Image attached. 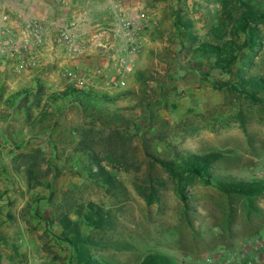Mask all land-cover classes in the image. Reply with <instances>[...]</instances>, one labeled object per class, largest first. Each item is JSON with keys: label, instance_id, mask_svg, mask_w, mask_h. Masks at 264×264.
Instances as JSON below:
<instances>
[{"label": "rangeland", "instance_id": "obj_1", "mask_svg": "<svg viewBox=\"0 0 264 264\" xmlns=\"http://www.w3.org/2000/svg\"><path fill=\"white\" fill-rule=\"evenodd\" d=\"M224 1L162 4L164 19L156 16L146 27L147 49L131 55L126 86L96 90L129 93L101 105L109 108L106 125L62 102L46 111L51 94L43 90L17 97L14 104L32 107L30 117L22 114L7 104L0 64V264H77L60 239L65 217L97 244L93 254L117 264H140L150 253L167 254L175 264L261 263L255 251L242 252L248 240L264 238V195H227L194 179L185 206L178 180L155 160L224 152L213 176L264 182V102L221 87L264 76V48L243 49L231 73L211 69L175 24L178 15H188L194 34L204 38L219 28ZM259 28L264 39V23ZM235 38L241 44L244 34ZM88 149L99 154L111 181L91 173ZM27 162L34 164L32 175ZM99 217L102 223H95Z\"/></svg>", "mask_w": 264, "mask_h": 264}, {"label": "crops", "instance_id": "obj_2", "mask_svg": "<svg viewBox=\"0 0 264 264\" xmlns=\"http://www.w3.org/2000/svg\"><path fill=\"white\" fill-rule=\"evenodd\" d=\"M174 1L178 0H4V4H0V20L3 16L8 17V24L17 30L27 20L67 26L74 22V32L78 35L72 40L75 52H69L68 44L58 41L59 30L52 26L45 44L26 53V59L34 64L23 71H17L19 60L4 59L1 84L9 88L4 90L9 95L7 104L20 111L21 107L14 102L25 89L38 93L42 87L49 95L71 87L63 75L66 68L85 79L88 89L113 93L110 84L118 78L115 61L126 55V46L117 36L121 22H134V42L141 52L149 45L146 28L152 27L149 20L156 16L164 19L162 4ZM163 27L160 23L159 31Z\"/></svg>", "mask_w": 264, "mask_h": 264}, {"label": "trees", "instance_id": "obj_3", "mask_svg": "<svg viewBox=\"0 0 264 264\" xmlns=\"http://www.w3.org/2000/svg\"><path fill=\"white\" fill-rule=\"evenodd\" d=\"M230 1L231 2L228 0L224 1L223 12L225 15L218 20L219 23L216 27L219 28L215 29L212 27L204 38L194 34V21L191 20L188 15H178L175 23L178 33L183 37L186 36V39L194 45V53L199 61H206L211 69H219L229 73H231L234 65L238 62L240 53L243 49L250 48L251 50H255L257 48H264V39L261 36V29L259 28L260 24L264 23V3L260 2V0ZM225 27H230L231 31L228 32ZM227 32L228 35L232 37L227 39L224 36ZM240 34H244V41L241 44H239L235 38ZM221 87H227L230 90L238 91L246 95V98L253 103L264 102V76L258 75L249 78H241L239 82L232 84L230 82L223 83ZM42 89V87H39L38 96L41 95ZM29 92H32V89H25L23 94ZM127 95H129V93L110 96L106 92L71 86L48 96L45 102L47 106L46 111L54 104L62 102L65 108L77 107L86 115L91 113L93 121L102 122L106 125L105 122H107V119L104 118V116L109 115V108H101V105L102 107L103 105H114L122 97ZM20 111L22 114L30 117L32 114V107H22ZM97 113H100V115H97ZM110 129L111 132H116L118 130L115 125L111 126ZM109 144L107 145L109 146ZM107 145L103 144L102 149L107 148ZM91 149H88L91 173L111 181L113 177L106 174L99 165V154ZM224 155V152H212L204 155L189 154L184 157L182 156L177 162L160 160L158 158H155V160L158 161L172 177L178 180V195L185 206L189 205V196L186 187L189 186L194 179H199L208 186H214L227 195H237L246 198L264 195V182H245L213 176V165L224 158ZM27 164L29 167H26V173L27 175H32L34 164L32 162H27ZM99 218V220H95V223H102V217ZM88 219L94 221L92 218ZM61 224L64 232L60 239L68 243L72 248L73 254L75 255L74 259L77 261V264H117L105 257L93 254L91 247L97 244H95L93 240L82 235L79 228H72V224L67 217L62 220ZM121 247H123V245ZM140 264H175V260L167 254L150 253L144 257Z\"/></svg>", "mask_w": 264, "mask_h": 264}, {"label": "built area", "instance_id": "obj_4", "mask_svg": "<svg viewBox=\"0 0 264 264\" xmlns=\"http://www.w3.org/2000/svg\"><path fill=\"white\" fill-rule=\"evenodd\" d=\"M8 17H4L0 20V64L4 62V59H17L19 64L17 71H23L28 69L33 62L26 59V53L33 47L42 46L45 44L47 32L52 26H56L59 30L58 41L61 43L68 44L69 52H75L73 46V39L75 36L74 30L76 24L70 23L69 26L59 24L58 22H52L50 24H44L37 20H27L20 26L19 30L8 24ZM134 22L131 20H124L121 22V30L117 36L123 41L126 46V55L117 58V67L120 77L115 81L111 82L112 89H123L126 86L124 79L125 75L132 74L134 66L132 64L131 55L137 53L138 46L134 40ZM64 77L66 78L69 86L77 88L88 89L89 84L85 79L80 78L76 71L71 68L64 69ZM255 251L263 256L261 263L253 262L252 264H264V238L257 237L250 239L246 242L245 248H243V255ZM211 261V259H208Z\"/></svg>", "mask_w": 264, "mask_h": 264}]
</instances>
